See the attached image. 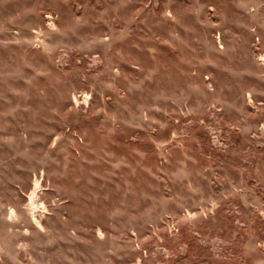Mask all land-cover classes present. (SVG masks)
<instances>
[{
    "label": "rangeland",
    "instance_id": "374dc122",
    "mask_svg": "<svg viewBox=\"0 0 264 264\" xmlns=\"http://www.w3.org/2000/svg\"><path fill=\"white\" fill-rule=\"evenodd\" d=\"M0 264H264V0H0Z\"/></svg>",
    "mask_w": 264,
    "mask_h": 264
}]
</instances>
